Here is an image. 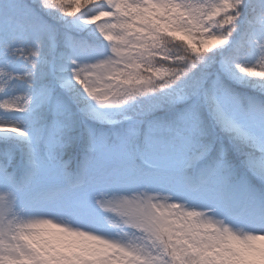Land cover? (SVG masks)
<instances>
[{"label": "snow or ice", "instance_id": "snow-or-ice-1", "mask_svg": "<svg viewBox=\"0 0 264 264\" xmlns=\"http://www.w3.org/2000/svg\"><path fill=\"white\" fill-rule=\"evenodd\" d=\"M0 264H264V0H0Z\"/></svg>", "mask_w": 264, "mask_h": 264}]
</instances>
